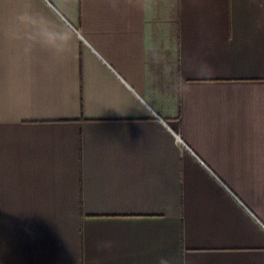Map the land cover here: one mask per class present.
I'll use <instances>...</instances> for the list:
<instances>
[{
    "label": "crops",
    "instance_id": "crops-1",
    "mask_svg": "<svg viewBox=\"0 0 264 264\" xmlns=\"http://www.w3.org/2000/svg\"><path fill=\"white\" fill-rule=\"evenodd\" d=\"M0 264H264V0H0Z\"/></svg>",
    "mask_w": 264,
    "mask_h": 264
}]
</instances>
